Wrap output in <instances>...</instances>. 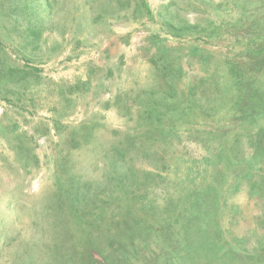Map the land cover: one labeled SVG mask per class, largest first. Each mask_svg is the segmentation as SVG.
Returning a JSON list of instances; mask_svg holds the SVG:
<instances>
[{"label":"rangeland","instance_id":"rangeland-1","mask_svg":"<svg viewBox=\"0 0 264 264\" xmlns=\"http://www.w3.org/2000/svg\"><path fill=\"white\" fill-rule=\"evenodd\" d=\"M26 3L29 13H35L31 20L39 19L43 25L39 39L32 44L26 24L0 16V56L13 67L30 72L20 99L9 94L5 101L0 95V264H7L5 252L14 251V247H4L6 235L14 237V242L29 240L35 246L36 264L56 263L53 258L62 252L60 245H54L57 230L63 239L64 231L72 235L63 248L72 259L69 264L96 262L100 259L96 250L90 257L91 249L85 247H98L102 239L80 241L78 230L88 224L68 212L57 183L65 189L72 183L58 181V167H68L89 188L104 187V173L114 161L113 148L120 147L122 137L130 135L140 144L146 131L154 132L156 140L145 146L158 158L154 165L159 174L143 194L153 202L157 222L149 234L164 231L186 197L205 194L218 144L210 135L225 129L254 134L263 123L262 118L236 120L231 102L224 99H230L234 90L227 87L229 69L240 76L264 73V0ZM163 21L186 22L198 29L173 39L162 29ZM15 26L24 29L22 36L13 30ZM165 48L177 49L169 55L173 77L163 70L159 54ZM201 79L204 88H210V96L198 102L208 113L202 114V108L192 113L178 109L173 116H158L148 103L147 94L159 92L165 82L187 94ZM211 85H219L224 93L219 96ZM86 126L91 130V142L70 148L66 137ZM21 147L32 149L35 163L24 166V159L16 154ZM243 148L251 151L247 145ZM150 164L147 160L134 162L136 168L147 170ZM110 186L107 183L106 189ZM212 196L218 199L213 206L222 215L218 223L231 234L225 237L244 241L240 243L242 253L256 251L252 256L264 261V247L255 243L257 238L264 241V226L258 221L264 219V201L251 196L245 180L229 169ZM211 212L215 210L211 208ZM131 228L130 219L124 229Z\"/></svg>","mask_w":264,"mask_h":264},{"label":"trees","instance_id":"trees-1","mask_svg":"<svg viewBox=\"0 0 264 264\" xmlns=\"http://www.w3.org/2000/svg\"><path fill=\"white\" fill-rule=\"evenodd\" d=\"M28 8L29 4L26 0H3L0 4V16L6 21L14 17L19 24H26V32L31 36L30 44H32V40L39 39L43 25L39 19L31 20L35 13H29ZM161 26L173 39L195 34L198 29L197 25L186 22L174 23V21H163ZM13 30L19 31L18 34L22 36L24 29L21 31L20 26H15ZM19 39L22 40V37ZM176 50L165 48L159 54L164 62V72L172 77L175 71L169 55ZM229 76L226 77V81L231 83L227 87H233L234 90L231 92V98L224 100L228 99L231 102L232 111L237 116L236 120L253 121L255 118H262L263 123L254 134H236L233 132L234 129H225L217 130L214 135H210V138L218 144L212 158L213 174L208 175L210 182L204 185L207 186L205 194L201 192L198 193L199 196L186 198L183 196L180 200L185 198L186 203L177 209L175 217H170L173 223L167 222L164 231H151L149 234L148 231L157 226V222L153 216V202L148 201V196L143 194L149 185L152 186L151 180L157 178L159 174L156 173L158 170L155 171L158 158L149 145L145 146L146 142L156 140L153 139L154 132L146 131L140 144L135 143L130 135L122 137L120 147L113 148L111 159L114 158V161L107 166V171L104 173V187L97 185L89 188L87 183L77 179L68 167L62 164L58 167L61 173L58 181L72 183V186L66 189L57 183V190L68 206V212H73L81 222L88 224V227H81L78 230L80 241L88 242L89 237L102 239L98 247L96 245L94 247L93 244L86 245V249H91L90 257L91 252L96 250L100 258L99 261L88 264H264L262 259L252 256L256 251L245 249L242 253L240 243L244 241L236 242L232 238H227L231 234L219 225L218 221L222 215L217 213L218 208L213 206V200L217 202L218 199L211 197V192L218 191V183L229 169L235 176L245 180L251 196L255 195L264 201V168L259 167L264 165V73L251 72L247 76H240L231 68ZM29 77V71L13 67L0 56V95L3 100L8 101L9 94L20 99ZM204 84L205 80H199L186 94L174 88L173 83L165 82L159 92L152 90L147 94L148 103L159 112L158 116L161 114L173 116L178 109L189 110L192 113L191 110L202 108V114L208 113L207 109L203 108L204 105L198 102L199 99L209 100L210 88H204ZM210 87H214L219 96L224 93L220 92L224 89L219 85ZM81 128L72 130L69 137H66L72 149L91 142L90 128L87 126ZM243 145H247L251 151H245ZM16 154L24 159V166L36 162L31 148L21 147ZM137 160L149 161L151 169L136 168L134 162ZM107 183H111V186L106 189ZM211 208L215 212H211ZM114 217L116 218L113 222ZM130 219L132 228L125 230L126 222H130ZM258 221L263 227L264 219L259 218ZM59 226L63 227L62 224ZM135 227L136 230L132 233ZM56 233L54 245H60L62 252L55 255L54 264H69L72 259L63 248L66 239L72 235L64 231L63 239L60 230ZM13 239L15 240L14 237L7 235L4 239L6 244L4 247H14L13 252H5L9 256L7 264H36L37 256L33 255L35 246L29 240L14 242ZM258 239H255V243L263 248L264 241ZM4 243L2 242L3 245ZM102 244L105 245L104 249L100 248ZM2 248L3 246L0 253ZM112 259L116 262H112Z\"/></svg>","mask_w":264,"mask_h":264}]
</instances>
